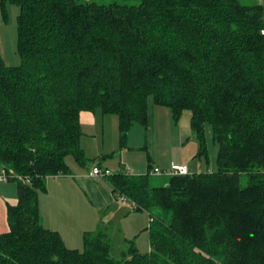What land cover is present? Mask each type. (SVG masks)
Listing matches in <instances>:
<instances>
[{"label":"trees","instance_id":"1","mask_svg":"<svg viewBox=\"0 0 264 264\" xmlns=\"http://www.w3.org/2000/svg\"><path fill=\"white\" fill-rule=\"evenodd\" d=\"M9 1L22 62L0 54V181L16 182L18 199L0 264H264V4ZM151 104L176 120L191 112L197 157L208 158L210 125L217 169L151 186L150 160L144 174L93 166L118 201L148 213L150 250L131 239L116 256L102 228L84 233L82 250L67 247L44 226L39 196L50 176L71 173V155L86 167L82 114L117 115L126 146Z\"/></svg>","mask_w":264,"mask_h":264},{"label":"rangeland","instance_id":"2","mask_svg":"<svg viewBox=\"0 0 264 264\" xmlns=\"http://www.w3.org/2000/svg\"><path fill=\"white\" fill-rule=\"evenodd\" d=\"M102 4H110L115 0H96ZM120 3L138 4L139 0H116ZM243 3L251 5L255 3H263L264 0H241ZM19 7L11 1L2 6L0 0V54L2 55L7 65H19L22 62L18 53V25L17 16ZM82 116L83 129L87 132L82 140V146L85 149L87 156L86 167L100 161L102 166L106 167L110 172H119L124 163L127 169L133 173H145L150 160L151 164L162 170H170L173 164L185 165L189 167L190 172L212 171L217 169V153L218 144L213 140L212 127L207 125V148L208 158L197 157L200 149L199 142L195 138L193 129L191 128L190 117L191 112L185 110L181 117L176 120L173 118L172 112L167 106L153 105L149 108L150 123L148 127L140 123L134 125L129 133L126 146L120 145L118 116L113 114L104 115L99 110L95 113L86 112ZM90 120V121H89ZM153 140V145L151 144ZM104 153L103 155H101ZM114 153L113 156H109ZM105 156V158H103ZM150 158V159H149ZM126 159V161H125ZM67 162L74 164L72 155L67 158ZM115 168V169H113ZM1 171V169H0ZM170 175H150V185L160 186L164 184ZM107 183V182H106ZM246 181L243 179L242 184ZM0 192L6 195H18L16 182L0 181ZM126 211V213H125ZM129 206H122L116 209L112 219L118 222L123 217L119 224H115L110 230V237L113 245V252L119 256L120 251L125 247L121 233L117 228L122 229L129 234H133L136 228L134 217L140 216V235H138L137 245L141 252H148L149 232L144 228L150 225L145 214H131ZM128 217V218H127ZM117 227V228H116ZM143 230V231H142ZM142 231V232H141ZM145 247V249H143ZM83 248V247H82ZM116 252V253H115Z\"/></svg>","mask_w":264,"mask_h":264},{"label":"crops","instance_id":"3","mask_svg":"<svg viewBox=\"0 0 264 264\" xmlns=\"http://www.w3.org/2000/svg\"><path fill=\"white\" fill-rule=\"evenodd\" d=\"M85 113L86 112H84L82 116L86 115ZM83 121L84 119L81 117L82 124ZM151 144L153 145V140ZM103 154L104 153L101 155ZM99 163L100 161L88 167H83L75 160L74 164L70 165L68 163L71 168V173L68 175L50 176L48 178V191L40 193L39 205L44 226L57 231L69 248L82 250L83 235L86 231H96L102 228L106 231L109 238L112 239L113 235L110 237L109 230L115 224H119L123 219V217H121L118 222L112 219L116 209L119 207V204L125 207L129 206L127 204H122L116 199L111 185L106 179L91 176V168L95 165L102 166ZM106 167L108 168L110 165H106L105 168ZM121 167L127 172H131L126 168L127 166L124 163L121 164ZM152 167L154 169L153 165ZM17 199L18 195L15 197L14 194L6 195L0 192V233L7 231L9 227L7 221L8 204H15ZM130 209L131 211H129L126 216L129 217L131 214H145L149 222V215L147 212H135L132 211L131 207ZM139 218L140 216L134 217L136 228L133 234L126 232V229L125 231L123 230L122 233L120 226L119 228L116 227L118 232L122 235L126 248L131 239L135 240L136 246L138 247L136 241L138 235H140ZM146 229L147 228H144L143 230L145 231ZM148 248H150V246ZM143 249H145V247Z\"/></svg>","mask_w":264,"mask_h":264},{"label":"built area","instance_id":"4","mask_svg":"<svg viewBox=\"0 0 264 264\" xmlns=\"http://www.w3.org/2000/svg\"><path fill=\"white\" fill-rule=\"evenodd\" d=\"M190 172L189 168L185 165H179V164H174L172 168L168 171H163L160 168L156 167L151 171V174H157V175H162V174H168V175H182V174H188ZM106 173H111L108 169L106 170ZM101 170L97 167H94L92 175H100ZM0 179L6 180V177L3 175ZM122 204H127L130 207H133V203L130 204V202L127 200L126 197L122 196L121 199L119 200Z\"/></svg>","mask_w":264,"mask_h":264}]
</instances>
